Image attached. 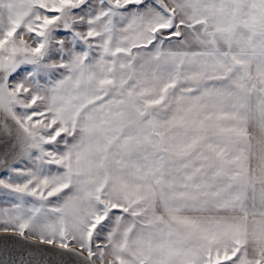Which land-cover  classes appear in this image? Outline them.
Instances as JSON below:
<instances>
[{"label": "snow or ice", "instance_id": "obj_1", "mask_svg": "<svg viewBox=\"0 0 264 264\" xmlns=\"http://www.w3.org/2000/svg\"><path fill=\"white\" fill-rule=\"evenodd\" d=\"M0 244L264 264V0H0Z\"/></svg>", "mask_w": 264, "mask_h": 264}, {"label": "water", "instance_id": "obj_2", "mask_svg": "<svg viewBox=\"0 0 264 264\" xmlns=\"http://www.w3.org/2000/svg\"><path fill=\"white\" fill-rule=\"evenodd\" d=\"M3 251H4L3 245L0 244V253H2ZM7 251L10 252L13 256H18V255L25 254V253L32 251V250L27 249V248H22L19 246L8 245ZM35 257L39 258V259H43L46 262V264H55V262L59 259L58 257H56V256L54 257V256L49 255V254H44L43 256H40L39 253H36Z\"/></svg>", "mask_w": 264, "mask_h": 264}, {"label": "bare ground", "instance_id": "obj_3", "mask_svg": "<svg viewBox=\"0 0 264 264\" xmlns=\"http://www.w3.org/2000/svg\"><path fill=\"white\" fill-rule=\"evenodd\" d=\"M1 245H2V244H1ZM9 245H12V244H9ZM14 246H19V247H22V248H27V249H29L26 245H24V246H21V245H14ZM49 255H52V254H49ZM52 256L55 257V255H52Z\"/></svg>", "mask_w": 264, "mask_h": 264}]
</instances>
